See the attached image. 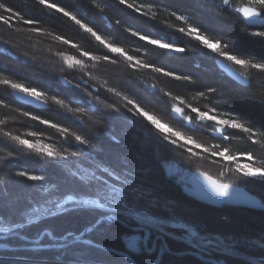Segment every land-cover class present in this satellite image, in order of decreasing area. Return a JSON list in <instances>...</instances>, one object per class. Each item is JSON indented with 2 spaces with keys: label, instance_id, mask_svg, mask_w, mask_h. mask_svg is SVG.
Instances as JSON below:
<instances>
[{
  "label": "trees",
  "instance_id": "16d2710c",
  "mask_svg": "<svg viewBox=\"0 0 264 264\" xmlns=\"http://www.w3.org/2000/svg\"><path fill=\"white\" fill-rule=\"evenodd\" d=\"M0 3L11 6L20 14L13 18L12 28L0 21V78L37 88L69 107L84 108L99 121L98 126L90 125V129L51 101L46 103V109L24 106L13 99L14 90L0 85V120L5 122L0 125V168H3L0 171V191L5 197L9 193L14 196L20 189L13 185L17 176L10 173L15 171L42 177V186L62 188L63 197L91 194V185L82 184L68 175L76 162L44 158L36 148L24 149L3 136V132L8 131L30 141L28 133H36L43 139L49 138L60 149L85 153L86 158L94 161L92 163L100 162L115 173H137L146 188L153 189L156 196L172 203L175 208L172 219H185V223L200 232L209 230L214 236L229 239L228 250L233 257H215L219 264H253L248 259L264 264V250L259 249L264 243V211L229 206L214 208L186 197L181 190L185 177L194 171H204L213 178H224L231 185L244 186L264 205V178L253 180L222 171L226 166L221 159L208 154L200 158L190 157L187 151L156 131L144 117L119 106L116 100L122 104V98L99 91L95 93L97 98L112 105L110 109L101 107L86 94L91 89L84 82L88 77L83 75L88 72L96 83H103L108 78L125 96L162 118L170 127L192 136L205 148L211 151L227 149L233 155L249 152L255 156L254 162L264 167V138H260L264 137V71L236 66L248 79V85L243 86L228 78L217 64L227 55L241 58L244 54L264 62V37L252 35L253 32H264V23L256 27L248 25L238 11L243 7H256L251 0H230L229 6H222L219 0H127V4L143 7L139 12L118 0H46V4L52 3L69 11L107 44L120 48L124 56L109 52L75 20L64 17L62 12L58 13L46 4H39L38 0H0ZM0 15L7 19L9 14L0 10ZM176 16L183 20H177ZM24 18L34 23L24 24ZM189 26L207 38L220 41L224 47L212 51L187 34ZM140 35L175 43L183 51L169 53L147 40H140ZM57 36L60 40H56ZM64 40L68 43H63ZM57 49L63 50L65 56L81 60L86 65L83 72L77 66L76 70L69 69L64 73L62 66H67L63 57L56 55ZM80 52L101 59L89 60ZM103 56H108L109 60L102 59ZM126 56L134 58L132 63L140 60L173 75L165 77L163 72L155 73L151 67L142 69L138 65L128 69ZM112 59L118 64L112 65ZM206 103L254 131L258 143H251L246 133L236 129H229L224 135L215 134L214 122L200 120L194 112L186 109V106L193 105L200 110ZM175 108L180 109V116ZM32 115L87 137L95 149L61 140L64 134L59 128L41 124L39 119L34 121ZM9 154L13 155L12 158ZM164 165L177 166L180 177L169 176ZM145 168L150 169L147 174L137 172ZM20 185L32 195V189L27 188L24 180ZM183 209L187 210L186 217ZM99 214L90 208H81L45 216L35 224H25L20 218L18 203L12 210L0 205V215L5 221L12 226L22 225L15 235L0 239V264H84L85 245L67 236L82 234ZM164 216L167 215L157 210L153 218L164 219ZM122 230L113 226L105 231H91L84 239L99 245L120 247L116 233ZM44 232H50L55 239L67 237L63 240L67 247L34 249L32 241ZM41 243L55 244L49 235ZM166 243L171 253L165 252L159 255V259L158 252L141 255L137 257V264H210L193 256H174L173 253L191 249L170 238H166ZM159 247L157 243V249ZM90 255L94 259L88 264H125L119 257Z\"/></svg>",
  "mask_w": 264,
  "mask_h": 264
},
{
  "label": "snow or ice",
  "instance_id": "6c2138e0",
  "mask_svg": "<svg viewBox=\"0 0 264 264\" xmlns=\"http://www.w3.org/2000/svg\"><path fill=\"white\" fill-rule=\"evenodd\" d=\"M118 2L131 7L138 12L141 8H143H137L132 4H127V0H118ZM219 2L222 6L230 5V0H219ZM38 3L41 5H45L46 0H38ZM251 3L256 5V7L249 6L238 10L243 12V20L257 18V22L264 23V0H251ZM46 6L50 9H55V11L58 13L62 12L64 17L75 20V22L81 28H83L85 32H90L92 36H94L96 40L100 42V44L104 45V47L108 49L109 52L119 53L121 56H124V53L120 48L107 44L100 35L92 30V28L85 26V24L81 23V21L73 16L69 11L64 10L63 8L58 7L52 3H47ZM0 10H2V12L5 14H9L7 19L4 18V15H0V21H2L3 24L7 27L12 28L14 26L13 18L19 17L20 14L17 13L11 6L4 3H0ZM140 14L143 15L144 13L141 12ZM176 19L183 20V18L179 16H176ZM23 23L32 24L34 23V21L24 18ZM180 31L183 32L184 29L181 28ZM133 34L137 35V33ZM187 34L194 36L197 41H199L212 51H217L218 48L223 46L220 41L210 43L206 36L201 35L198 29H195L191 26L188 27ZM252 35L264 37V32H253ZM139 38L142 41L147 40L149 44L158 45L160 49H170L176 52L183 51V49L181 48H174L168 43H164L157 39L149 38L144 35H140ZM83 56H87L89 60H96L92 55H89L88 52H83ZM225 58L228 61H231L234 65H237L241 68L249 65L248 61L232 55H227ZM102 59L107 61L109 60V57L103 56ZM125 59L129 61V63L127 64L128 69H134L138 65L139 68L142 69L151 67L152 71L155 73L163 72V75L165 77L173 75L171 73L164 72L158 67L150 66L140 60H135V63H132V61L134 60L132 56H126ZM110 63L114 66L118 64L115 59H112ZM68 66L70 68L72 67L71 64H69ZM76 66H79L82 71L86 67V65L79 59H77ZM251 67L253 69H261L262 71H264V65L252 63ZM84 73V76L88 77V79H86L84 82L91 89V91L86 94L101 107L110 109L112 108V105L106 104L102 100L97 98L95 93L99 91L106 92L107 94L117 98H122L124 101V103L122 104L119 103L118 100H116L119 106L126 108L129 112L135 113L136 115L139 114L140 117H144L147 121H150L152 125H155L156 128L160 131L171 132V129L165 128V126L161 124L160 121L154 119L151 115H149L147 111L135 100L121 93L117 89L116 85L112 84L108 78H105L103 83H96L94 77H92L86 71ZM240 75L243 76V73L241 72ZM66 82L71 83V81ZM0 85L9 87L12 90L33 98L41 103H48L49 101H51L55 105H58L60 108L66 110L67 113L71 114L77 120L89 126L90 129V125H99V121L94 118L88 110L79 107H69L62 100L54 97H49L37 88L28 87L24 84L13 82L6 78H0ZM165 95H167V93H165ZM181 103H183V101H181ZM174 111L180 112V109L175 108ZM191 111L194 112L200 120L214 122L217 132L221 131L224 128L236 129L246 133L251 143H258L256 133L245 127L244 124L238 122L234 118H221L215 114H210V112H213L211 109L206 112L199 111L197 108H192ZM24 115H28V113H24ZM31 119L34 121L39 119V122L41 124H47L52 128H59L60 133L64 134L61 137V140H67L70 143L79 144L93 150L96 147L87 137L77 134L69 128L57 125L52 121H44L34 115L31 116ZM0 125H5V122L3 120H0ZM28 135L31 136L33 135V133L30 132L28 133ZM171 135L176 137L177 139H182L183 146H190L184 147V149H186V151L190 153V157L197 156V152L193 151V149H200L201 152L207 153L209 157L221 158L229 165V167L238 159V157L230 155L227 149H224L223 151H209L208 148H205L203 145L197 144L190 137H181L177 132H171ZM3 136L16 142L20 147L24 149L36 148L44 158L53 159L56 161L71 160L72 162L83 160L82 154L77 151H69L67 148L55 150L48 144L37 146L31 143L28 139H21L18 136L11 135L8 131H4ZM164 137L173 144L183 147L182 145L177 144L175 140L170 139L169 136L165 135ZM116 142L118 143V140H116ZM12 156V154H9L10 158H12ZM240 158L246 159L249 162L255 161V156L249 152L243 153ZM213 162L215 163V161ZM164 166L168 168L169 173L176 170L173 166ZM0 171H3V168H0ZM149 171V168L137 170L140 175L147 174ZM234 172L235 175L241 176H264V167H254L252 166V163L243 165L237 164V166L234 168ZM10 174H14L18 177H24L26 179H31L33 181L42 179V177H37L23 171H15L14 173ZM198 174L199 177L203 179L208 189L211 190V192L215 193L218 196L228 195L230 185L227 180H225L224 178H213L211 175L205 173L204 171H199ZM68 175L72 178L77 179L82 184L91 185V194L82 197L67 196L64 199H57L55 196L50 195L54 191V189L45 187L42 190L41 195L47 196L48 199L44 203L31 209L30 213L27 215V224L37 222L40 218L48 215L63 214L65 211L69 210L90 208L99 212L100 214L97 216L94 223H92L86 229V232L105 231L112 229L113 226H118L120 229H123L122 231H118L116 233L117 238L120 242V247L99 245L91 240L83 239L84 234H81L80 239H82V242L85 245L84 251L86 253V255L83 257L84 264H88L90 259H94V257L90 255L93 253H97L102 256L119 257L125 262V264H137V257L141 255H150L153 252L158 251L157 259H159V255L170 251L163 237L169 231L168 219L175 215V208L172 206V203L170 201L156 196L153 189L146 188L143 180L137 178V173L119 174L113 172L108 167L99 163L84 164L82 162H79L72 164L71 169L68 171ZM117 193H119L118 198ZM17 203V197H13L11 193H9L7 197H5L3 191H0V205H3L9 210H12ZM49 206H51V210ZM157 210L167 213V218L154 219L153 216H155ZM10 231V227L0 226V234H8ZM48 235H50L49 232L43 233L39 238H37L36 241L33 242L32 247L36 250L47 249L50 247L59 249L67 247V245L63 242L64 238H60L57 243L52 245L42 244L41 241L45 236ZM191 235L196 236L197 233L191 232ZM149 240L152 241L151 244L148 243ZM157 241H159L160 244L159 249H157L156 247ZM224 243L225 241L223 239H215L211 237L201 238V244L206 248L216 247ZM260 247L264 248V243H262Z\"/></svg>",
  "mask_w": 264,
  "mask_h": 264
},
{
  "label": "rangeland",
  "instance_id": "374dc122",
  "mask_svg": "<svg viewBox=\"0 0 264 264\" xmlns=\"http://www.w3.org/2000/svg\"><path fill=\"white\" fill-rule=\"evenodd\" d=\"M245 8V7H243ZM242 8V9H243ZM242 17H243V12L240 11ZM248 25H251V26H258V25H261L262 23L260 22H257V18H250L248 20H244ZM203 35V34H201ZM204 36V35H203ZM209 42L210 43H215L216 41L215 40H212L211 38H208ZM162 42V41H161ZM166 43V42H164ZM170 45H172L174 48H178L177 45L175 43H168ZM158 47V45H155ZM205 46V45H204ZM208 48V47H207ZM246 49V48H245ZM169 53H173V52H176V51H172L170 49H163ZM246 51H248L246 49ZM226 57V56H225ZM224 57V59H221L225 62H227L228 64L232 65L235 69H237V65H233L232 62L228 61L226 58ZM240 59H244L246 61L249 62V65L248 66H245V67H251V64L250 63H253V64H259V65H264V62L263 61H257V59L255 60L254 58H250L248 56H246L245 54L240 58ZM257 71H262L261 69H255ZM237 71H239L237 69ZM240 72V71H239ZM241 73V72H240ZM194 108L193 105H189V106H186V109L189 110L190 112L191 109ZM198 109V107H196ZM212 110L213 112H210V114H215L221 118H228L230 116L228 115H224L222 112L220 111H217V109L215 107H213L211 104H204L201 109L199 111H209V110ZM147 113L149 115H151L154 119H157L158 121H160L161 124H163L165 126V128H168V129H171V132H177L180 134L181 137H190L192 140H194L197 144H199L197 142L196 139H194L192 136H189L188 134L184 133L183 131H179L177 129H174L172 127H170L162 118H159L155 115H153L152 113L148 112ZM178 116H180V113L181 112H176ZM232 118V117H231ZM150 124L151 122L148 121ZM152 125V124H151ZM154 127V129L160 133H162L163 135H167L169 136L170 139L172 140H175L177 144H180L183 146V140L182 139H177L176 137L172 136L171 135V132H163V131H160L159 129L156 128L155 125H152ZM229 130L228 128H224L222 129L221 131L217 132L215 130V134H218V135H224L226 133V131ZM30 141L31 143H33L34 145H37V146H40V145H43V144H48L50 145L53 149L55 150H61L60 148L56 147L55 143L52 142V140H48L49 138L47 137H44V139L40 136H38L36 133L31 135L30 136ZM172 143V142H171ZM173 144V143H172ZM178 146V145H177ZM184 147H190V146H183V147H180L181 149H184ZM186 151V149H184ZM193 151H196L197 152V156L198 158L202 157L203 155L207 154V153H203L200 151V149H193ZM209 151H211L209 149ZM221 151V150H220ZM83 154V153H82ZM85 154V153H84ZM83 154V160L81 162H86V164L88 163H92L94 161H92L90 159V157L86 158L85 155ZM190 154V153H188ZM230 155H233V154H230ZM233 156H236L238 157L237 161L233 164H231V166L229 167V165L223 161L221 158L219 157H214L216 159H221L222 163L224 166H226L224 169L225 170H222V171H225V172H230L231 174H235L234 172V168L237 166V164H240V165H243V164H248V163H252V166L254 167H259L260 164L256 163V162H249L247 161L246 159H241L240 157L242 155H233ZM73 163V162H72ZM76 163H79L76 162ZM96 163H99L101 164L100 162H97ZM174 168H177V172L173 171L171 173H169L168 171V168H167V173L169 176L171 177H176V175H178L180 177V174L179 171H178V167L177 166H173ZM194 172H199V171H194ZM193 172V173H194ZM192 175V173L190 175H188L187 177H185V180H184V183L182 185V187H184L187 182H188V179L189 177ZM34 176H37L34 174ZM238 176H241V175H238ZM38 177V176H37ZM182 177V176H181ZM241 177H244V178H249V179H253V180H256V179H261V178H264V176H260V175H255V176H241ZM184 179V177H182ZM17 182L15 181V183L13 185H16L17 188H20L17 190L16 194H14L13 197H17L18 198V206L21 208V215H20V218L25 220V224H26V219H27V215L30 213L31 209L42 204L43 202L41 201L43 199V201H46L48 199L47 196H43L41 195V192L42 190L45 188V187H50V186H47V185H43L42 186V180H38V181H33L31 179H26L24 177H18L16 178ZM24 180V182H26V185H27V188L28 186L32 189V195L28 193V189L22 187L21 188V185H20V182ZM231 185V184H230ZM233 185V184H232ZM234 186H238V187H242L244 188V186H240V185H234ZM182 187H181V190H182ZM24 188V189H23ZM50 188H53L54 191L50 194V195H53L55 196L57 199H64L66 198L65 196L63 197V193H62V188H57V187H50ZM23 191H22V190ZM184 194V193H183ZM185 195V194H184ZM35 196V197H34ZM70 196H73V195H70ZM186 196V195H185ZM40 197H43L41 200H40ZM45 197V198H44ZM74 197V196H73ZM82 197V196H81ZM119 197V193H117V198ZM187 197V196H186ZM189 198V197H188ZM191 199V198H190ZM38 201H40V203H37ZM50 210H51V206H49ZM184 213H185V217H186V214H187V210L186 209H183L182 210ZM165 215H167V213L165 212H161ZM52 215H55V214H52ZM50 216V215H49ZM163 216V215H162ZM165 218H167V216H164ZM44 218V217H42ZM154 219H157V218H154ZM176 219H179V218H170L168 219V226H169V231L168 233L165 235L166 238H170L174 241H177V242H182L184 243L189 249L191 250H186V251H192V252H196V253H199L201 254L202 256H204L205 258L207 259H213L215 260L214 258L219 256L220 258H224L225 256H229V257H233V253L230 252V249L228 250V244L227 242L229 241V239L227 238H224V237H221L220 235L218 236H214L212 234H210V231L209 230H205V231H198V229L195 227V226H192V225H189L187 223L184 222V220L182 219H179V220H176ZM41 220V218L37 221L39 222ZM36 222H33L31 224H35ZM0 226H8L11 228V231L8 233V234H0V235H6V236H11V235H15L16 233H14L16 230H19L22 225L20 224H16L15 226L13 225H10L9 222L5 221L3 218H2V215H0ZM178 232V233H177ZM191 232H196L197 235L196 236H192L191 235ZM89 233V232H88ZM85 236V235H84ZM84 236H83V239H84ZM208 237H211V238H215V239H223L225 241L224 244H221V245H218L216 247H212V248H206L204 246H202L201 244V238H208ZM24 238V237H22ZM76 242H82V239H76L74 238ZM37 240V239H35ZM33 240V241H35ZM236 241H239V240H234V242ZM148 243L150 244V242L148 241ZM253 243V242H252ZM261 250H264L262 248H259ZM158 252V251H157ZM153 253H156V252H153ZM175 256V255H174ZM187 256V255H185ZM188 256H191V255H188ZM194 257V256H193ZM237 257V256H235ZM234 257V258H235ZM250 260L253 264H259V262H256L254 260H251V259H248ZM203 262V261H202ZM219 263V262H218Z\"/></svg>",
  "mask_w": 264,
  "mask_h": 264
},
{
  "label": "water",
  "instance_id": "95a60500",
  "mask_svg": "<svg viewBox=\"0 0 264 264\" xmlns=\"http://www.w3.org/2000/svg\"><path fill=\"white\" fill-rule=\"evenodd\" d=\"M218 67L219 69L231 80L234 82L247 86L248 85V79L243 75H240V72L237 71L232 65L228 64L227 62L223 60H218ZM86 85V84H85ZM12 97L13 99L24 105L28 106L34 109H46L48 105L46 103H41L36 101L33 98H30L24 94H21L17 91H12ZM175 172H177V168H175ZM199 172H194L189 177L187 184L182 187V192L192 200L202 203L204 205H209L211 207H223V206H229V207H235V208H245L253 211H264V205L261 203L260 199H258L253 194L249 193L246 189L234 185H230L228 195L226 196H218L215 193L211 192V190L208 189L207 185L204 183L203 179L199 177ZM45 233V232H44ZM50 233V232H49ZM86 230L82 234H87ZM83 235V236H84ZM10 236V235H9ZM9 236L6 235H0V239L7 238ZM12 236V235H11ZM50 238L53 242L57 243L60 239H55L52 234L50 233ZM67 237H73L76 239H80V235H68ZM65 237L63 240L67 239ZM164 241L166 242V237H163ZM36 241V240H35ZM34 242V241H32ZM158 242V241H157ZM167 244V243H166ZM168 246V245H167ZM157 247V243H156ZM167 253H171L168 251ZM177 257H182L185 255H191L194 256L201 261L205 263L210 264H219L217 260L213 259H207L204 256H202L199 253L192 252V251H185L180 253H173Z\"/></svg>",
  "mask_w": 264,
  "mask_h": 264
},
{
  "label": "clouds",
  "instance_id": "9594fccd",
  "mask_svg": "<svg viewBox=\"0 0 264 264\" xmlns=\"http://www.w3.org/2000/svg\"><path fill=\"white\" fill-rule=\"evenodd\" d=\"M56 40H60V37L59 36H57L56 37ZM67 40H64L63 41V43H65V44H67ZM77 51L79 52L80 50L79 49H77ZM56 55H58V56H62L63 57V61H64V64L67 66L66 68H64L63 66H62V71L65 73L67 70H69V69H74V70H76V65H77V59H74L72 56H65V55H63V50H61V49H57V52H56ZM80 55L81 56H83V52H80ZM93 58L94 59H100L101 57H99V56H93ZM65 61H67V62H65ZM69 64H71L72 65V67L70 68L68 65ZM79 70L80 71H82L80 68H79ZM83 72V71H82ZM85 73L83 72V75H84Z\"/></svg>",
  "mask_w": 264,
  "mask_h": 264
},
{
  "label": "flooded vegetation",
  "instance_id": "af4514ba",
  "mask_svg": "<svg viewBox=\"0 0 264 264\" xmlns=\"http://www.w3.org/2000/svg\"><path fill=\"white\" fill-rule=\"evenodd\" d=\"M151 240H149V242H150ZM157 243H159V241L157 242Z\"/></svg>",
  "mask_w": 264,
  "mask_h": 264
},
{
  "label": "bare ground",
  "instance_id": "6f19581e",
  "mask_svg": "<svg viewBox=\"0 0 264 264\" xmlns=\"http://www.w3.org/2000/svg\"><path fill=\"white\" fill-rule=\"evenodd\" d=\"M202 204V203H201ZM207 206H209V205H207ZM215 208H217V207H215Z\"/></svg>",
  "mask_w": 264,
  "mask_h": 264
}]
</instances>
